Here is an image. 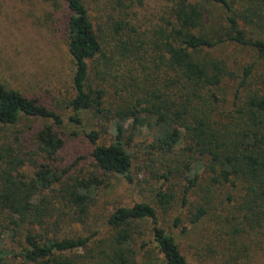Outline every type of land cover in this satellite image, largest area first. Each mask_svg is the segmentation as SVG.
I'll list each match as a JSON object with an SVG mask.
<instances>
[{
	"label": "trees",
	"instance_id": "16d2710c",
	"mask_svg": "<svg viewBox=\"0 0 264 264\" xmlns=\"http://www.w3.org/2000/svg\"><path fill=\"white\" fill-rule=\"evenodd\" d=\"M60 1L67 8V49L74 61V95L64 108L71 112L69 124L84 127L87 119H107L102 107L103 91L92 87L88 74V61L99 55L101 47L82 0ZM254 1L264 6V0ZM232 6L229 0H174L170 18L153 43L159 56L157 60L150 56L152 67L127 45L117 60L119 64L126 56L133 58L139 62L134 72L149 71L147 74L155 76V82L139 84L133 79L126 85L124 88H131L130 101L127 99V106L117 109L115 118L129 121L132 130L155 128L153 153H172L183 132L192 143L187 151L198 157L195 167L188 169L190 177L183 187L181 205L185 212L174 220V226L182 232L183 225L209 219L208 205L191 198L204 179L212 187L228 185L238 190L233 208L249 232L264 227V90L245 92L254 65L245 66L239 76L228 61L211 55L218 47L232 44L254 51L258 59L264 58V41L246 34ZM114 29L120 34L124 26L118 23ZM228 78L237 79V83L231 96L232 107L224 112L220 108L226 97L221 87ZM21 118L45 121L34 134L41 163L30 180L20 172L24 160L14 155L10 146L0 147V264H77L68 255L84 250L94 234L51 239L43 227L51 220L59 223L66 219L56 212L55 201L68 202L74 209L73 221L82 224L103 185L97 173L115 174L128 184L134 183L124 143L128 129L118 122L108 141L102 140L105 132H100V127L83 133L90 146L92 172L88 177L73 179L71 186L57 192L53 187L63 186L75 166L64 167L59 158L66 147L65 134L59 131L63 118L0 84V125L13 127ZM42 191L51 193L40 195ZM153 193L154 202L161 208L173 198L162 188ZM227 200L231 201V197ZM216 219L227 224L231 220L220 216ZM107 225L115 234L102 252L100 264H132L140 253L150 264H188L175 238L159 224L156 209L149 202L117 207L108 216ZM222 227L216 230L219 235ZM4 238L12 247H4Z\"/></svg>",
	"mask_w": 264,
	"mask_h": 264
},
{
	"label": "rangeland",
	"instance_id": "374dc122",
	"mask_svg": "<svg viewBox=\"0 0 264 264\" xmlns=\"http://www.w3.org/2000/svg\"><path fill=\"white\" fill-rule=\"evenodd\" d=\"M229 1L246 34L264 41L262 3L254 0ZM82 2L100 42L99 55L88 61V74L92 87L103 91L102 107L107 119H87L84 127H76L67 122L71 112L64 108L74 95V61L67 49L65 3L60 0L57 4L55 0H0V84L7 90H17L29 101L52 109L64 120L59 131L65 134L66 147L59 158L65 164L64 167L75 166L64 179L63 186L55 185L54 190L58 192L63 187L71 186L73 179L88 177L92 172L88 159L90 146L83 133L100 127V132H105L102 140L108 141L118 122L128 129L124 143L131 159L134 183L128 184L115 174L97 173L103 185L97 190L95 200L83 217V223L73 221L74 209L68 202L55 201L56 212L62 213L66 219L59 223L53 220L47 222L43 227L46 237L73 238L93 233L91 243L84 250L68 256L75 258L77 264H100L102 252L108 249L109 240L115 234L114 229L107 225L108 216L117 207H130L135 202L145 201L156 209L159 224L175 238L188 264H264V227L249 232L250 229L242 224V219L233 208L238 199V190L228 185L212 187L206 179L201 181L191 198L208 205L209 219L196 225H183L184 232L174 226V220L185 212L181 202L186 178L190 177L188 169L195 167L194 161L198 158L193 152L187 151L186 148L192 143L185 139L183 132L181 141L172 153H153L155 128L132 130L129 121L114 116L119 107L127 106L131 88L124 87L133 79L139 84L155 82V76L147 74L149 71L142 73L138 69L134 72V66L137 67L139 62L133 58L126 56L121 63H117L118 58L122 57V47L127 45L135 49L144 58L142 61L152 67L150 56L153 60L159 56L153 43L161 27L170 18L174 0ZM118 23L124 26L120 34L114 31ZM211 55L228 61L239 76L245 66L254 65L245 92L251 89L264 90V58L258 59L254 51L226 44L215 49ZM129 70L131 74H127ZM236 81L230 78L224 81L221 88L226 103L223 106L220 104L221 111H230ZM44 123L42 120L21 118L13 127L0 125V147L10 146L13 154L24 160L20 172L30 180L41 163L34 146V134ZM158 188L173 197L162 208L154 202L153 192ZM50 193L42 191L40 195ZM228 196L231 201L227 200ZM216 216L231 220L228 224L223 223ZM220 225L223 226L220 229L222 235L216 231ZM145 227L149 228L148 222ZM2 244L5 248L12 247L7 238ZM132 264L150 263H146L140 253Z\"/></svg>",
	"mask_w": 264,
	"mask_h": 264
}]
</instances>
